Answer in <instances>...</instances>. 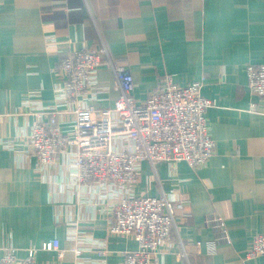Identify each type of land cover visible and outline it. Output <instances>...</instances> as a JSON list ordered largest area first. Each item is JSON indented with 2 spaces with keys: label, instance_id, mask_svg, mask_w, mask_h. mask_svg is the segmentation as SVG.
Segmentation results:
<instances>
[{
  "label": "crops",
  "instance_id": "1",
  "mask_svg": "<svg viewBox=\"0 0 264 264\" xmlns=\"http://www.w3.org/2000/svg\"><path fill=\"white\" fill-rule=\"evenodd\" d=\"M102 43L129 68L137 100L169 74L181 86L204 79L200 93L213 100L205 115L215 148L201 167L140 162L133 195L184 202L155 264H264L262 255L246 257L264 233V100L245 72L264 63V0H0V257L8 247L18 259L37 247L36 264H121L138 248L132 235L108 231L127 191L77 184L71 146L40 164L29 141L43 106L56 103L58 122L71 127V113H62L70 105L56 100L58 63L68 49ZM95 82L90 104L111 108L110 68L100 66ZM53 238L58 249L40 248Z\"/></svg>",
  "mask_w": 264,
  "mask_h": 264
},
{
  "label": "built area",
  "instance_id": "2",
  "mask_svg": "<svg viewBox=\"0 0 264 264\" xmlns=\"http://www.w3.org/2000/svg\"><path fill=\"white\" fill-rule=\"evenodd\" d=\"M102 65L110 68L118 91L111 108L90 104V98L99 89L95 78ZM245 72L249 91L264 100V63L248 64ZM58 74L61 85L56 100L70 105L62 113H71V127L66 131L58 122L56 116L61 112L56 103L34 112L36 119L29 141L38 163H51L59 151L71 146L77 184L94 182L102 187L121 186L127 191L111 208L108 231L132 235L137 241L138 248L125 253L121 264H155L161 240L171 238L176 211L184 208V202L177 195L165 193L133 195L140 162L154 166L158 161H183L199 168L209 159L215 147L205 110L213 100L200 93L204 79L181 86L170 74L163 75L146 99L139 101L133 97L134 81L129 68L121 59L114 61L104 43L99 50H66L58 63ZM58 246V239L53 238L40 248L54 250ZM37 249L28 248L26 256L18 259L15 248L8 247L0 264H36ZM181 249L180 255L186 257L183 245ZM259 255L264 256L262 232L253 236L246 252L247 258Z\"/></svg>",
  "mask_w": 264,
  "mask_h": 264
}]
</instances>
